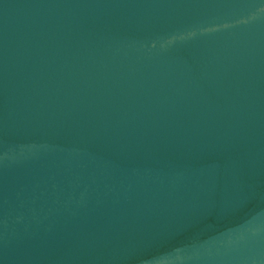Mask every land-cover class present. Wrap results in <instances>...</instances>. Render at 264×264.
Listing matches in <instances>:
<instances>
[{
    "label": "water",
    "instance_id": "95a60500",
    "mask_svg": "<svg viewBox=\"0 0 264 264\" xmlns=\"http://www.w3.org/2000/svg\"><path fill=\"white\" fill-rule=\"evenodd\" d=\"M0 264H264V0H0Z\"/></svg>",
    "mask_w": 264,
    "mask_h": 264
}]
</instances>
